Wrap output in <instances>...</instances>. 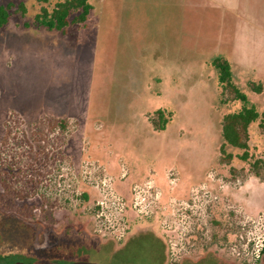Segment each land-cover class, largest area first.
Masks as SVG:
<instances>
[{"label":"rangeland","instance_id":"374dc122","mask_svg":"<svg viewBox=\"0 0 264 264\" xmlns=\"http://www.w3.org/2000/svg\"><path fill=\"white\" fill-rule=\"evenodd\" d=\"M57 1L0 0L12 4L0 26V252L54 264L88 247L93 259L113 237L151 231L168 264H258L264 168L221 158L222 116L240 104L212 61L227 59L264 109V0H89L84 24L37 25ZM158 109L171 113L163 130ZM248 143L264 156L258 121Z\"/></svg>","mask_w":264,"mask_h":264},{"label":"trees","instance_id":"16d2710c","mask_svg":"<svg viewBox=\"0 0 264 264\" xmlns=\"http://www.w3.org/2000/svg\"><path fill=\"white\" fill-rule=\"evenodd\" d=\"M12 4L0 5V26L7 23ZM92 9L89 0H58L51 8L42 6L34 16L37 25L48 29L65 31L70 24H84ZM17 10L23 15L26 7L20 3ZM217 69V80L220 86L233 93L232 99L240 105L238 109L226 112L221 120V144L219 147L221 158L229 163L234 157L248 163L249 171L255 176H261V168H264V156L253 157L249 152V126L252 122L258 121L259 128L264 130V109L259 111L247 93L233 82V73L230 62L221 57L212 61ZM248 87L253 92L259 93L263 89L261 82L249 81ZM153 120L155 130H163L168 123L171 113L164 109H158ZM231 147L240 151L237 155L227 152L226 148ZM85 199L87 194L82 195ZM12 256V255H11ZM12 261V258L11 260Z\"/></svg>","mask_w":264,"mask_h":264},{"label":"flooded vegetation","instance_id":"af4514ba","mask_svg":"<svg viewBox=\"0 0 264 264\" xmlns=\"http://www.w3.org/2000/svg\"><path fill=\"white\" fill-rule=\"evenodd\" d=\"M142 232H146V231H142ZM139 233L141 232L139 231L137 235ZM148 234H149L148 236H145L144 238H142L138 242V244L134 246H128L129 245L128 243L131 240H133V238H135L137 235L136 236L132 235L134 237H131L130 239L129 238L126 239V236L128 235L127 234L125 237L118 239V240L115 238L108 240L116 248L107 247V250L103 248L94 249L95 251L93 253H95L96 251L97 252H96V257H94L93 259H90L93 249L91 250L90 248L86 247V249L82 248L83 251L76 250L77 252L76 255L80 253L79 256L81 257H77V256L73 258H60L59 257V259H56V262H54V264H67L69 262H74V261H79V260L95 261V262H101L103 264H168L170 260L168 259V253L166 250L165 242L159 236L155 235L152 232ZM45 244H47V242ZM102 247H105V246H102ZM84 255H85V258H82ZM29 256L30 258L36 260V256H33V255H29ZM11 258H12V261H10ZM258 258H259L258 264H264V246L260 248V253L258 255ZM26 259L27 261H23V262H31L33 264L35 263L34 261L29 260L27 257ZM15 261H22V259L4 250L0 252V264H12ZM183 264H223V263L214 257L213 258L210 257L209 260L207 261L200 260V262L198 263L189 261Z\"/></svg>","mask_w":264,"mask_h":264},{"label":"water","instance_id":"95a60500","mask_svg":"<svg viewBox=\"0 0 264 264\" xmlns=\"http://www.w3.org/2000/svg\"><path fill=\"white\" fill-rule=\"evenodd\" d=\"M151 231H146V232H141L139 233L133 240H131L128 244V246H134L138 244V242L144 238L145 236H148ZM153 233V232H152ZM99 239V238H98ZM12 264H33L31 262H23V261H15ZM67 264H103L101 262H95V261H87V260H79V261H74V262H69Z\"/></svg>","mask_w":264,"mask_h":264},{"label":"built area","instance_id":"2783aa9c","mask_svg":"<svg viewBox=\"0 0 264 264\" xmlns=\"http://www.w3.org/2000/svg\"><path fill=\"white\" fill-rule=\"evenodd\" d=\"M122 222H123V219H122ZM121 224H122V223H121ZM113 232H114V231H113ZM120 235H121V237H122V236H123V233H122V234H120ZM113 236H116V235H113ZM121 237H118V236H117V237H115V239H117V240H118V239H121ZM113 238H114V237H113Z\"/></svg>","mask_w":264,"mask_h":264}]
</instances>
